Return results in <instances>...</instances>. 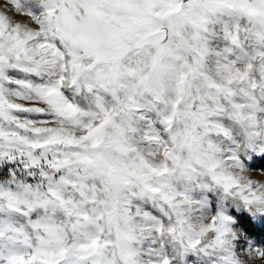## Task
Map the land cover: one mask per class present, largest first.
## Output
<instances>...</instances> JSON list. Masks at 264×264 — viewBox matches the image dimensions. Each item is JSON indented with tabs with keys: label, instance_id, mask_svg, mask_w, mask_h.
Here are the masks:
<instances>
[{
	"label": "rangeland",
	"instance_id": "rangeland-1",
	"mask_svg": "<svg viewBox=\"0 0 264 264\" xmlns=\"http://www.w3.org/2000/svg\"><path fill=\"white\" fill-rule=\"evenodd\" d=\"M262 156L264 0H0V264H264Z\"/></svg>",
	"mask_w": 264,
	"mask_h": 264
},
{
	"label": "trees",
	"instance_id": "trees-1",
	"mask_svg": "<svg viewBox=\"0 0 264 264\" xmlns=\"http://www.w3.org/2000/svg\"><path fill=\"white\" fill-rule=\"evenodd\" d=\"M262 164H264V156H262ZM238 224L241 225V227L251 235L259 234L260 229L256 228L255 223L246 215L239 213L235 215Z\"/></svg>",
	"mask_w": 264,
	"mask_h": 264
}]
</instances>
